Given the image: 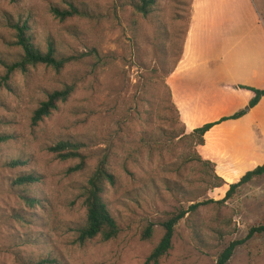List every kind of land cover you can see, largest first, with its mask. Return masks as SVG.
I'll return each instance as SVG.
<instances>
[{"label": "rangeland", "instance_id": "rangeland-1", "mask_svg": "<svg viewBox=\"0 0 264 264\" xmlns=\"http://www.w3.org/2000/svg\"><path fill=\"white\" fill-rule=\"evenodd\" d=\"M128 2L0 0V59L14 61L21 52L7 18L28 19L40 49L45 51L51 40L59 54L70 57L60 69L37 64L7 75L0 63V132L12 136L0 143V264H20L17 255L35 258L49 252L61 264H144L164 233L162 223L173 213L224 196L227 184L203 189L198 165L183 164L191 145L173 138L174 132L194 124L190 116L184 121L167 82L184 56L194 0H158L146 17ZM71 4L90 16L61 20L50 10ZM197 9L196 28H202L200 19L205 18L202 32L231 72L250 70L253 54L264 70V0H200ZM243 79L251 81L248 74ZM66 85L73 88L68 98L33 125L32 113L47 93ZM241 86L235 87L244 89ZM248 104L241 108L244 114L251 110ZM255 115L261 128L254 134L255 147L259 140L252 164L264 160V103ZM61 140L84 144L80 170L68 171L79 158L63 160L47 149ZM107 147L118 183L108 186L104 197L119 233L108 241L97 237L81 242L83 187L98 154ZM208 150L212 147L199 149L202 159L226 183L236 181L249 166L243 157ZM12 159L27 163L12 168L6 165ZM124 161L132 175L122 170ZM22 171L41 177L38 184L26 187L28 194L39 198L33 207L20 197L21 188L10 183ZM17 209L23 210L25 220L14 218L12 210ZM195 216L198 219L193 220L186 214L177 223L170 249L156 264H218L229 242L264 225V175L240 186L224 204L199 207ZM148 225L151 236L144 239ZM20 233L34 241L16 246ZM226 264H264V233L238 246Z\"/></svg>", "mask_w": 264, "mask_h": 264}, {"label": "trees", "instance_id": "trees-1", "mask_svg": "<svg viewBox=\"0 0 264 264\" xmlns=\"http://www.w3.org/2000/svg\"><path fill=\"white\" fill-rule=\"evenodd\" d=\"M16 2L17 0H10ZM130 1V3L128 2ZM158 0H124L128 2L132 8L142 16H148L153 6ZM51 12L55 17L64 20L73 16H90V12L86 9H79L75 5H70L67 8L51 7ZM29 20H22L18 18L16 21L7 18V25L15 31V44L21 49L18 54V58L14 61H8L0 59V63L6 68V75L17 69L26 72L29 65L44 64L51 66L55 69H60L67 62L70 61V57H66L58 53L55 48L54 42L49 40L47 49L44 51L40 49L33 40L30 34ZM242 88L251 90L254 95L251 98L248 106L254 107L260 99L264 96V89H256L247 86H241ZM73 88L70 85H66L61 89H55L47 93L45 100L41 101L39 106L33 111L31 122L36 125L43 118L49 116L53 110L57 108L59 101H65L71 94ZM171 101V98H170ZM172 103V102H171ZM243 109L233 113L229 116L221 117L219 120L214 122H208L200 127L193 129L187 133L184 128L173 133V138H179V140H186V143L191 145L187 153V158L183 164L195 162L200 168L201 178L200 182L205 184L203 189H215L228 185L224 196L219 200L208 199L201 202H195L188 206L187 209H179L173 213L166 221L162 223L164 233L161 236L159 242L155 245L150 255L147 257L144 264L154 263L156 264L159 259L166 254L171 247V239L174 233L175 226L177 223L186 216V214H192L193 220L198 219L195 215L199 212V207L206 206L208 204H224L228 201L237 191V189L250 182L256 177L264 175V162L252 170L243 173L236 181L226 183L223 178L218 176L213 165L206 160H203L199 154L197 147L204 144L205 133L212 128L214 125L219 124L228 119H237L244 115ZM12 136L7 133L0 132V143L6 142ZM84 144L80 141H68L61 140L56 142L54 145H50L47 149L53 152L60 159L79 158L80 163L72 166L68 171L80 170L84 164V158L80 152L81 147ZM27 161L22 159H12L6 161V165L10 167L25 166ZM114 157L111 148L107 147L103 149L97 156L95 168L86 180L83 187V202L86 209L85 222L78 229V239L81 242L86 240L101 238L104 241H108L115 238L119 233V226L116 219L113 217L109 206L105 200V192L108 186H115L118 183V177L114 171ZM122 170L132 175L133 172L129 169L128 164L124 161L121 163ZM182 165L176 166V171L179 172ZM41 177L35 171H22L17 173L10 179L11 186L13 188H21L19 195L29 206H35L38 204L39 198L37 195L28 194L26 187L36 185L39 183ZM202 194V193H201ZM197 195V197H199ZM192 201V200H190ZM14 218L17 220H25L24 212L22 209L12 210ZM188 216V215H187ZM196 225V223L194 222ZM152 227L148 225L143 230L142 237L148 239L151 236ZM264 225L252 227L248 231V234L243 239H236L231 242L222 250L218 256V264H226L233 256L236 248L244 244L249 238L255 234H263ZM17 236L18 241L15 243L16 246H23L27 241H34L32 237H27L25 233H20ZM18 263L20 264H61L60 259L53 255L51 252L42 254L38 257H25L23 255H17Z\"/></svg>", "mask_w": 264, "mask_h": 264}, {"label": "crops", "instance_id": "crops-1", "mask_svg": "<svg viewBox=\"0 0 264 264\" xmlns=\"http://www.w3.org/2000/svg\"><path fill=\"white\" fill-rule=\"evenodd\" d=\"M199 7L200 0H194L182 62L167 78L173 101L180 109L184 121H187L185 117L188 118V116H190L189 120H194L193 126L185 129L187 133L245 107L254 93L249 89L240 90L235 86L264 89V70L261 69L259 57L255 54L251 56L255 63L248 66L250 70H244L245 74L251 77V81L243 79L244 73L235 74L224 65L223 58L216 47L209 46L211 42L202 32V28L207 26L206 19L201 17L202 28H196L195 16ZM263 103L264 96L251 108L250 112L210 128L204 135L205 144L197 147L198 152L199 149L207 150L210 146L212 150L208 151L216 152L215 155L219 152L224 156L243 157L246 165H249L244 173L262 164L264 162L262 159L256 164L252 162L255 159L257 140H259L256 139L255 147L254 134H259L261 128L260 119L255 115V111ZM210 135L214 136L212 141ZM226 148L230 150L226 152Z\"/></svg>", "mask_w": 264, "mask_h": 264}, {"label": "water", "instance_id": "water-1", "mask_svg": "<svg viewBox=\"0 0 264 264\" xmlns=\"http://www.w3.org/2000/svg\"><path fill=\"white\" fill-rule=\"evenodd\" d=\"M245 110H248V107H246Z\"/></svg>", "mask_w": 264, "mask_h": 264}]
</instances>
